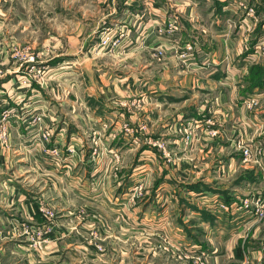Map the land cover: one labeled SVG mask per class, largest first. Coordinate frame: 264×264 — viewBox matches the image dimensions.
<instances>
[{
    "label": "crops",
    "instance_id": "1",
    "mask_svg": "<svg viewBox=\"0 0 264 264\" xmlns=\"http://www.w3.org/2000/svg\"><path fill=\"white\" fill-rule=\"evenodd\" d=\"M8 1L13 3L10 8L14 10L6 9L9 7L4 3ZM14 1L0 0V58L4 60V51L8 44H22L18 40V36L25 33L31 35V33H34L35 30L39 28L33 20L38 17L34 7L32 6L26 10L24 15L22 10L19 9V0ZM119 1L127 5L122 9L117 8V5L114 6V11L118 12L119 22L126 19L125 16L128 14L131 16L127 17L129 19L137 17V21L135 22L137 25L135 29L136 32L133 34V43H131L132 46L128 49L129 51H135L138 53V56H140V53L157 50V48H159V50L164 48L167 49L168 46L176 48L178 47L176 45L183 46L185 43L191 42L195 50H201L197 62L195 61L197 65L194 63L190 69L192 72H189L188 76L173 77L171 75L167 77V62L158 63L157 67L162 73L160 76H155L151 80H148L149 78H146V74H142V72H140L138 76L132 72L131 69L133 66H140L138 58L129 61H127L126 58H122V61L119 62L121 63L119 66L106 63L103 65L105 69L96 65V69L92 67L93 74L89 76L91 79L93 78L94 81L90 82L92 88L83 95L80 93L82 81H79V90L76 89L79 95L76 96L75 93L76 102L75 104H69V106L65 88L68 83L67 80L62 81L60 77L51 78L50 81L54 80L52 81L53 83H46L47 85H51V88L48 86L46 88H40L41 83H39L40 85H34L31 89L23 90L24 92L22 90H16L14 86L17 77L16 74L8 75L0 80V112L6 108L16 109L15 113L7 118L8 123H6V126L10 132L9 141L7 140V142H4L0 139V264H98L100 257L103 255L98 251L94 245V241L90 239V237L88 238L81 234H89L88 229L90 228H103L105 222L109 221L108 215L104 213L106 209L116 210L117 207H119L118 210L120 209L125 214L126 208H129L128 201L130 199L127 196L130 197L129 191H131V189L128 186H126L128 189L120 186L124 182V180L122 181V178L125 177L124 174L120 175V172L112 174L113 172L108 173L106 170L104 171L103 166L100 167L99 165L100 159L98 160L85 154L75 158L74 161L77 159L75 165L76 171L68 170L67 172V158L63 160L61 156L58 158L44 155L41 152L40 147L42 144L41 142H37V135L42 127L34 123L30 124L29 120L32 114L34 115L39 111L40 113L44 111L48 115L46 121L42 122L46 129L50 127L47 126L48 122L54 119L56 123L58 121V125H62L58 126L59 130H64L65 132L67 121L66 118H62L61 115L63 114L67 115L68 112H71L78 118L75 125L80 123L84 126L83 128L86 127L85 125H90V129H93V125L98 123L97 120L93 119V116H97L99 108H101V112L103 113L98 114L103 116H107L109 113L112 114V109H117L114 110V113L120 115L118 122H121V124L124 122L130 126L129 128L131 131L139 132L143 127L142 125L147 124V122L152 119L151 115H147L146 110L145 112L131 110V104L134 102L133 100L136 99V97L146 95V93L136 92V88L138 86V88L145 86L149 87V89L150 86L155 87L156 90L153 91L155 93L151 96L159 99L161 98V100H166V97H168L167 99L171 100L170 103H162L161 105L170 104L171 108L176 109L178 108L176 105H180L182 102L183 105H186V103L190 101V113H192L190 114V130H199L200 132L197 131L198 141L211 142L210 146H208L210 150L217 148L218 152L222 153L218 154L219 157L225 155L223 160L227 165L224 168H227L223 171L224 176H226L227 173L230 175L233 172L238 173L239 170H254L255 174L260 176V185L263 184L262 187L264 190V154L259 163L253 162L252 164H248L241 151L242 146H250L253 149L256 147L257 143H261L264 148V90H255L253 94L247 97L258 96L260 98L259 105L254 110L247 111L242 107L243 102L240 101V91L245 86L244 78L248 75L250 67L254 64L264 66V54L257 56V46L260 42L259 33H264V19L260 18V11L256 12L254 10L255 7L253 8V5L255 6V4H246L245 8L242 9L238 6L239 1L237 0ZM245 1L246 0H244V2ZM33 2L34 0L29 2V4H33ZM118 3L119 2H117V4ZM247 5L252 7L248 8ZM242 10L246 11V15L244 16L245 24L242 23V20L237 24L231 21L230 18L228 19V17L234 16L232 13L237 14L238 12H243ZM23 16L25 18H23ZM173 16L178 20V29L172 34L167 32L159 34V29L164 28L168 30L169 24L167 20ZM143 18L145 19L144 21ZM221 19L224 20L222 23L224 26L220 30V33L213 32L212 26L215 24L219 26V22H222ZM62 31L66 32L67 30L65 29ZM81 34L82 29L75 30L70 35L79 37ZM254 41H257L254 47V49L256 48V59L250 62L248 60L249 56L251 57L252 54L247 58H244L243 55L253 47L252 43ZM49 43L50 40L44 41L42 47L50 46ZM124 44L127 45V40H124ZM26 45H30V43ZM56 46L57 49L65 47L61 45L60 41ZM130 55H132V53H130ZM170 56H172L171 53H169V57ZM63 60L65 61L53 67L55 71L67 69V67H63V64L67 63V60L64 58ZM78 60L79 59H75V62ZM176 60L177 58L173 57L169 61L175 66L178 65ZM145 67L147 66L145 65ZM83 71L86 75L87 71L83 69L80 71L81 76ZM183 73L187 72L184 71ZM139 79L142 82L141 84L137 82ZM167 79H170L168 80L169 82L166 83L170 87H173L177 82L178 85H183L182 87L185 89L189 88L190 100L187 96L182 99L175 98V100H173L170 97H176L173 93L166 91L162 92L161 89L164 88L162 84L164 83L163 80L167 81ZM173 79H176V81H173ZM93 83L99 84L102 87L95 90ZM75 86H77V83H75ZM142 90L144 89L142 88ZM198 94L202 95V99L196 102L195 99ZM26 97L31 99L32 105H29L26 110L28 119L20 123L15 120L14 116L16 115L17 109H19L20 102ZM84 102L86 104L82 107V103ZM90 103L98 105L95 107L93 105L91 106ZM104 107L108 109L105 110ZM183 110L186 111V108ZM167 112L171 111L169 109L168 111H164L165 114H168ZM82 113L83 116H88L90 120L88 124L84 122L86 120H84L85 117L82 118ZM207 115H210L209 118ZM211 117L217 125L213 127L208 126V129L205 130L203 127L209 123ZM16 118L20 119L18 116H16ZM21 124L25 126L23 127ZM153 124L154 128L157 127V125H162V120H154ZM117 126L118 124L116 123V125L109 130L114 132L117 131V134L110 135V138L114 141L111 142V144L115 146L116 143H121L130 146L131 137L126 136L125 133L122 134V131H120ZM166 126V132L171 134L172 132L170 131H173V127H168L167 124H164L163 127ZM21 128L25 130L22 129L21 132L19 130ZM209 129L215 130L213 132H216V135L210 136ZM162 135L166 136L167 134L162 133L159 136L164 137ZM161 137H156V139L162 140ZM248 142H250V144L245 145V143ZM54 143L55 142H52L51 146ZM59 143L61 144V142ZM82 143L84 142H76L80 147H83ZM208 147L205 149H208ZM114 150L115 147H113V151ZM124 160L123 157V162ZM245 162H247V164ZM220 163H223V161H220ZM254 167L256 168L254 169ZM95 168L98 169V172L94 170ZM122 169H124V167ZM198 171L201 172V170ZM199 172L193 171V182L198 181L195 179L201 178V176L209 180L208 176L211 172L202 175L197 174ZM218 172H220V170ZM75 174L76 176L74 178L73 176ZM73 183L75 186L72 185ZM129 184L130 183L127 185ZM254 184L255 183L250 185L251 189H249V191H254L253 195H255V197H264L263 193L253 188ZM120 188L123 190H120ZM115 190L117 192H115ZM118 192H120L119 195H122L123 201L119 203L118 201L120 199L117 198L115 203L110 197L112 193L118 194ZM223 193L224 192L219 193L222 197H215L220 200V202H222V199H226ZM233 195L236 196V198H230V201L226 200L225 202L230 206V211L227 213L222 211L216 212L214 206H208L205 210L212 214L214 217L212 220H205L200 213L195 212L194 214L200 217L202 220L201 223H203L204 226L208 224L210 228L220 226L222 223H225L226 226L231 224L232 226L241 228L240 226L246 224L245 221L247 220L241 221L240 216L247 217L245 216L247 213L239 208L240 199H238L237 194H228V196ZM92 196L101 198L103 201L96 202ZM42 202H46L50 206L60 210V214L62 213L60 217L62 219L59 218L60 220H57L53 234L48 236L50 237L48 240L49 244L46 245L45 251L41 254H35L29 247L30 244H28V241L31 240V233H37L41 228H44V220H47L44 215L38 212ZM250 203H255V200L250 201ZM251 208L253 209V205ZM81 211L84 212L85 215L87 214V220H85V223L82 222V224L80 222L81 220L76 217L77 213ZM124 214L122 215V219H119L120 224L118 225L125 224L127 228H129L130 221L126 220ZM88 216L90 217L88 218ZM127 216L128 215H126V217ZM226 218H229V221L226 220ZM165 221L166 220H161L160 223H162L164 232L166 233L165 230H167L169 223ZM77 227L80 229L78 232H75ZM25 228L28 230L27 234H24ZM125 231L126 229L122 228V232L124 233ZM103 232L105 233V238L108 240L109 236L107 237V230H103ZM250 234L249 231L248 235L245 237L243 235H238L235 243L238 241L239 244L247 243V239L248 243H250V238H255L254 234L251 236ZM180 235L182 238L184 237L182 242L184 241V243L190 245L191 240L194 242V245H198L197 240L194 239V236L190 235V233L185 234V232L182 231ZM163 237L167 238L170 242H174L173 240L176 241L177 239V236L173 234H166ZM122 239L125 242L124 234H122ZM208 240L210 241V238H208ZM115 242L117 241L114 239L108 241V243H111L110 256L112 259L115 258L114 253H116ZM235 243L231 250L232 255L227 254L228 258L235 259L232 261L233 264H244V262L248 264H257L260 258L259 251L247 245L243 259H239L236 256ZM200 246L202 247V245ZM181 253L184 252L182 251ZM117 255L118 258L119 256L123 258L128 254L123 251L121 254ZM172 256L175 257L176 254L172 253ZM189 257H191L190 264H200L198 263V259H201L200 257H195V255ZM218 257L220 256H215L213 258L212 264H219ZM105 264L111 263L107 261ZM201 264L211 263L205 258Z\"/></svg>",
    "mask_w": 264,
    "mask_h": 264
},
{
    "label": "rangeland",
    "instance_id": "2",
    "mask_svg": "<svg viewBox=\"0 0 264 264\" xmlns=\"http://www.w3.org/2000/svg\"><path fill=\"white\" fill-rule=\"evenodd\" d=\"M237 1H239L238 6L242 9L245 8L246 4H255V6L253 5V8L255 7L254 10L256 12L260 11V18L264 19V0H257L258 2L256 0H246V3L244 0ZM19 2V9L22 10L24 15L26 10L32 6L36 14H38V17L33 20L39 28L35 30L34 33H31V35L25 33L18 36V40L22 45L30 43L35 55H40V58L37 59L38 62L35 63L36 71H41V73L38 74L40 80L37 82L34 79L32 87H34V85H40L39 83H41L40 88H46L47 86L51 88V85L46 84L54 81H50L51 78L60 77L62 81L67 80L68 84H65V88L68 106L76 102L75 93L76 96L79 95V81H82L80 93L83 95L92 88L90 82L94 81L93 78L91 79L89 76L93 74V68L96 69V65L103 67V65L109 63L119 66V64H121L119 62L122 61V58H126L127 61L138 58L140 66L138 67L135 65L131 69L136 76H138L140 72L146 74V78H149L148 80L153 79L155 76H160L162 72L157 67V64L167 62V77L171 75L173 77H185L188 76L189 72H192L190 69L195 61L197 62L199 53L201 54V50H195L191 42L185 43L183 46L176 45L178 46L176 48L168 46L167 49L164 48L162 51L157 48V50L140 53V56H138V53L135 51H129L128 49L132 46L131 43H133V34L136 32L135 29L137 25L135 22L137 21V17L129 19L127 17L131 16L128 14L125 16L126 19L119 22L118 12L114 11V6L117 5V8L121 9L127 6L119 0H34L33 4H29L32 0H19ZM117 2L119 3L117 4ZM4 4H7L9 7L6 9L14 10L10 8L13 4L11 1ZM247 7L250 8L252 6L247 5ZM242 11L243 12H238L237 14L232 13L234 16H230L228 19L230 18L231 21L237 24L242 20V23L245 24L244 16L246 15V11ZM23 18L25 17L23 16ZM144 20L143 18V21ZM223 22L224 20L219 22V26L216 24L213 25V32L220 33V30L224 26L222 24ZM80 28L82 29V34L79 37L70 35L75 30H81ZM65 29L67 33L62 31ZM104 32L106 35H103ZM107 33L110 34L109 36L113 37V42L116 44H112L108 49L100 47V42L103 37L105 38L107 36ZM259 34V41L262 42L264 33ZM46 40H50V46L42 47V44ZM124 40H127V45L124 44ZM59 41L61 45L65 46L64 48L60 47L57 49L56 44ZM257 47V56H259V53H261L259 50L262 51V48L260 44ZM130 53H132V55H130ZM169 53H171L172 56L169 57ZM173 57L177 58L176 61L178 65L173 66L172 63H170L169 60ZM63 58L67 60V63L63 64V67H67V69L55 71L53 68L55 65L52 63L58 62L56 64H60L65 61ZM75 59L79 60L75 62ZM47 60L50 61L48 62ZM145 65L147 67H145ZM83 69L87 72L85 75L83 71L81 76L80 71ZM103 69H105V67H103ZM184 71L187 73H183ZM35 75H37V73ZM168 80L170 79H167V81L163 80L164 83L162 84L164 88L161 89L162 92L166 91L173 93V95L176 96H170L173 100H175V98L182 99L186 96L189 97L190 100L189 88L185 89L182 87L183 85H178L177 82L173 87H170L166 84L169 82ZM173 81H176V79H173ZM137 82L140 84L142 83L140 79L137 80ZM75 83H77L78 87L75 86ZM93 85L95 86V90L102 87L96 83H93ZM138 87L136 88V92L146 93V95L136 97L131 104V110H138L140 112H145L146 110L147 115H151L152 119L148 121L147 124H143L142 126L146 127H142L139 132L130 131L127 133L124 130L123 125L125 123L122 122L121 124V122H118L120 115L114 113V110L117 109H112V114L109 113L107 116H103L99 115L103 113L101 112V108H99L97 111L99 114L97 113V116H93V119L98 122L96 125H93V129H90V125H85V128H83L84 126L80 123L75 125L78 118L71 112H68L67 115H61L62 118H66L67 121L65 132L64 130H59L58 126L62 125H58V121L56 123L54 119L47 124V126H50L47 128L53 134L51 142H61L62 147H64L61 149L60 156L63 160L67 158V172L68 170L74 171L77 163V159L74 161L75 158L85 154L95 159H100L99 165L100 167L103 166L104 171L106 170L108 173L113 172L112 174L118 172H120V175L124 174L125 177L122 178L124 182L120 186L125 187V189H128L126 188V186H128L131 189V191H129L130 197L127 196L130 199L129 201L127 200L129 208H126L125 214L120 209L118 210L119 207H117L116 210L106 209V212H103L108 215L109 221L105 222L103 228H90L88 229L89 234H81L88 238L90 237V239L94 241V245L98 251L103 255L100 257L98 264H105L107 261L111 264H190L189 256L191 255L200 257L201 259L198 260L200 264L205 258L212 264L215 256H220L217 258L219 264H233L232 261L234 258H228L227 254L232 255L231 250L238 235H243L245 237L248 235L249 231L251 233L250 236L254 234L255 238L251 237L249 240L250 243H248L247 239L246 244L250 245V247L254 248L256 251H259L260 257L263 256L264 216L261 221L252 214H246L245 216L247 217L240 216L241 221L247 220L245 221L246 224L240 226L241 228L232 226L231 224H229L230 226H226L225 223L210 228L208 224L204 226L203 223H201L202 220L200 217L194 214L195 212L199 213L200 210H203L208 214V218H214L205 208L207 209L208 206H214L215 203L219 202L220 200L215 197L221 196L219 195L221 192L227 195L229 193H235L240 200L248 199L250 201H256L258 197L253 195L254 191H249V189H251L250 185L255 183L253 188L264 195L263 184L260 185V180L256 182L241 180V178L243 179L249 176L247 173L248 171L254 172V170H239L238 173L233 172L231 175L227 173V175L224 176L223 171L227 168H224L227 165L223 160L225 155L219 157L218 154L222 153H219L217 148L210 150L208 146H210L211 142L198 141L197 131L200 132L199 130H190V114H192L190 113V101H188L186 105H183L182 102V104L176 105L178 108L173 109L170 107V104H168L169 106L161 105L162 103L171 102L170 99H167L168 97H166V100H161V98L159 99L151 96L155 93L153 92L156 90L155 87L150 86L149 89V87L144 86L142 87L144 90ZM76 89L78 90L76 91ZM28 98L26 97L21 101L19 109H17L16 116L20 119L14 116L15 120L20 123L28 119L26 110L29 105H32L31 99ZM201 99L202 95L198 94L195 101H201ZM84 104L86 103H82V107H84ZM90 105L96 107L98 104L90 103ZM184 108H186V111L183 110ZM104 109L107 110L108 108L104 107ZM168 109L171 112L165 114L164 111H168ZM43 112L44 111L40 113L39 111L34 115L32 114L29 120L30 124L34 123L37 126L41 125L43 128L38 132L37 142H41V152L47 155L43 148L41 134L43 131H46L42 122L46 121L48 115ZM83 117H85L84 120H86L84 122L88 124L90 121L88 116H83L82 113V118ZM154 120H162V125H157V127L154 128ZM116 123L118 124V129L122 131V134L125 133L126 136L131 137L130 146L121 143H116L115 146L111 144V142L114 141L110 138V135L117 134V131L114 132L109 130L114 127ZM164 124H167L168 127H173V131H170L172 135L166 132L167 126L163 127ZM216 125L217 123H214V119L211 117L209 123L203 128L207 130L208 126L213 127ZM21 126L24 127L25 125L21 124ZM22 129L25 130L24 128L19 130L22 132ZM209 130L210 136H214L213 133L216 132L213 131L215 130ZM162 133L167 135H162L164 137L159 136ZM156 137H161L162 140H157ZM76 142H84L82 143L83 147L77 145ZM246 144L249 145L250 142L245 143V145ZM113 147H115L114 151ZM207 147L208 149H205ZM60 156L54 157L60 158ZM123 157L125 159L124 162ZM220 161H223V163H220ZM247 162L248 164L253 163L252 161ZM247 162L245 163L247 164ZM123 167L124 169H122ZM255 168L256 167H254V169ZM94 170L98 172V169L95 168ZM198 170H201V172ZM219 170L220 172H218ZM193 171L199 172L197 173L199 175L211 172L208 176L209 180L201 176V178L195 179L198 181L193 182ZM75 176L76 174L73 177L75 178ZM128 183L130 184L127 185ZM197 184H199L202 189L204 188L205 191L203 190L197 193L189 190L190 186ZM72 185L75 186L74 183ZM121 189L122 188H120V190ZM115 192L117 191L115 190ZM119 194L120 192H118V194L112 193L110 197L111 200L116 203V199L118 198L120 199L118 202H122V195ZM228 197L236 198L234 195ZM92 198L96 202L103 201L101 198L95 196H92ZM262 200H264V197H262ZM221 201L226 202V199L224 198ZM40 208L49 209L54 213V217L52 219L45 217L47 220H44V228H41L37 233H31V240L28 241V244H30L29 247L35 254H41L45 251L46 245L49 244L48 240L50 237L48 236L53 234L57 220H60L59 218L62 216L60 210L50 206L46 202H42L39 206V209ZM38 212H40V210ZM123 214L126 220L130 221V229L127 228L125 224L118 225L120 224L119 219H122ZM86 215L82 211L77 213L76 217L81 220V224L82 222H86ZM126 215L128 216L126 217ZM89 217L90 216H88V218ZM161 220H166L169 223L167 230H165L166 233L164 232L162 223H160ZM226 220L229 221V218H226ZM111 222L113 223V228ZM122 228L126 229L124 233L122 232ZM79 229L80 228L77 227L75 232H78ZM103 230H107V237L109 236L108 240L105 238ZM182 231H184L185 234L190 233V235H193L198 245H194V242L191 240L190 245L184 243V241L182 242L184 239V237L182 238L180 235ZM122 234H124L125 242L122 239ZM163 234L176 235L177 239L176 241L173 240L174 242H170L167 238L163 237ZM208 238H210V241ZM112 239L117 241L115 242L116 253H114V259L110 256L111 243H108V241ZM246 244L242 243L240 245L238 241L235 243V251L239 246L244 249ZM200 245H202V247ZM123 251L128 255L123 258L119 256L118 258L117 254H121ZM182 251L184 253H181ZM172 253H175L176 256L173 257Z\"/></svg>",
    "mask_w": 264,
    "mask_h": 264
},
{
    "label": "built area",
    "instance_id": "3",
    "mask_svg": "<svg viewBox=\"0 0 264 264\" xmlns=\"http://www.w3.org/2000/svg\"><path fill=\"white\" fill-rule=\"evenodd\" d=\"M252 13V12H251ZM168 24L169 28L168 30H165L164 28L159 29V34L163 32H167L169 34L174 33L178 27L177 23L178 20L176 17H170L168 18ZM103 35H106L104 32ZM110 34L107 33V36L102 38L100 42V47L102 48H110L113 45H116L115 42H113V37L109 36ZM262 51L259 50L261 53L264 54V40L259 43ZM162 51V50H160ZM258 53V50H257ZM43 55V54H41ZM4 57L0 58V80L4 79L8 75L16 74V82L14 86L17 90H26L31 89L33 86L34 79L38 82L40 80L38 74L41 73L40 70L36 71L35 69V63L38 62V58H40V55L33 52V49L30 45H22L18 43H10L7 45L5 51H4ZM256 59V52L251 55V58L249 57L250 62L254 61ZM7 60V61H6ZM14 68V69H13ZM37 73V75H35ZM260 98L258 96H251L243 101L242 107L245 108L247 111L254 110L259 105ZM16 109L13 108H6L3 111L0 112V139L4 142L9 141L10 139V132L6 126V123H8V116L14 114ZM16 116V115H15ZM128 124L124 125V130L129 133L131 129ZM216 135V133H213ZM52 132L47 128L46 131H43L41 134V141L43 142V148L45 149V152L47 155H53V156H60L62 145L59 142H55L52 146ZM261 143H257L255 148H251L250 146H242L241 151L245 157V161H252L259 163L260 159L262 158L264 154V148ZM117 157V156H116ZM253 205V209L251 206ZM239 208L243 209L247 214H252L257 217L259 221L263 219L264 216V200H262V197L259 196L255 203H250L248 199L240 200L239 202ZM214 209L216 212L222 211V212H229L230 206H228L225 202H217L214 204ZM40 213L44 215L46 218L52 219L54 217V213L51 212L47 208H40ZM28 230L25 228L24 234H27ZM191 258V257H190ZM200 260V259H198ZM244 264H248L247 262H244ZM257 264H264V255L261 256L258 259Z\"/></svg>",
    "mask_w": 264,
    "mask_h": 264
},
{
    "label": "trees",
    "instance_id": "4",
    "mask_svg": "<svg viewBox=\"0 0 264 264\" xmlns=\"http://www.w3.org/2000/svg\"><path fill=\"white\" fill-rule=\"evenodd\" d=\"M257 44V41H254L252 43V48H250L244 55L243 57L246 58L248 57L249 55L251 54H254L255 52V45ZM57 62H53L52 64L53 65H56ZM244 82H245V86L244 88H242V90L240 91V101L243 102L249 95L253 94L255 92V90L257 91H262L264 90V66L263 65H260V64H254L250 67L249 69V73L248 75L244 78ZM248 177L246 178H241L242 181L244 180H248L250 182H256V181H259L260 179V176L258 174H255V172L253 171H248ZM189 190L191 191H195V192H200V191H205V189L201 188V186L199 184L197 185H193V186H190L189 187ZM225 196H226V200L227 201H230V198L228 197L227 194L223 193ZM229 203V202H228ZM196 211H199L198 209H195ZM199 213L202 215V217L207 220V221H210L212 220L213 218H208V214L205 212V211H199ZM246 244V243H245ZM241 245V243H240ZM246 247H247V244L246 246L244 247V249H242L240 246L236 249V256L239 258V259H243V255H244V252L246 251Z\"/></svg>",
    "mask_w": 264,
    "mask_h": 264
}]
</instances>
